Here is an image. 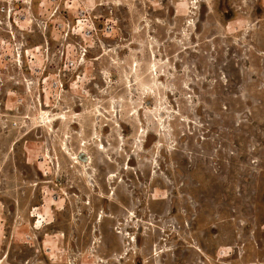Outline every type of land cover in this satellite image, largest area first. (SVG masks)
Returning <instances> with one entry per match:
<instances>
[{"label":"rangeland","instance_id":"374dc122","mask_svg":"<svg viewBox=\"0 0 264 264\" xmlns=\"http://www.w3.org/2000/svg\"><path fill=\"white\" fill-rule=\"evenodd\" d=\"M0 264H264V0H0Z\"/></svg>","mask_w":264,"mask_h":264},{"label":"bare ground","instance_id":"6f19581e","mask_svg":"<svg viewBox=\"0 0 264 264\" xmlns=\"http://www.w3.org/2000/svg\"><path fill=\"white\" fill-rule=\"evenodd\" d=\"M76 158H77V157H76ZM88 159H89V158H88ZM88 159H87V160H88Z\"/></svg>","mask_w":264,"mask_h":264}]
</instances>
